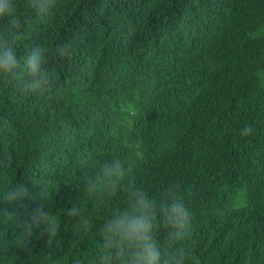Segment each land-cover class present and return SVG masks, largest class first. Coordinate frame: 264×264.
Masks as SVG:
<instances>
[{
	"label": "trees",
	"instance_id": "trees-1",
	"mask_svg": "<svg viewBox=\"0 0 264 264\" xmlns=\"http://www.w3.org/2000/svg\"><path fill=\"white\" fill-rule=\"evenodd\" d=\"M31 2L18 0L17 56L35 44L47 48L53 82L29 94L0 79V181L39 131L69 161L92 152L81 161L84 170L93 157L156 137L177 158L192 148L195 156L219 157L227 181L243 173L264 124V0H55L43 19L33 16ZM6 25L0 18V29ZM63 42L70 50L57 58L52 53ZM245 126L252 132L241 135ZM260 146L264 157V139ZM169 172L183 184L195 173L186 163ZM42 186L73 205L85 202L67 183ZM227 209L210 218L191 211L192 236L201 225L212 228L208 219L236 227L235 206ZM238 247L230 264H264V251Z\"/></svg>",
	"mask_w": 264,
	"mask_h": 264
},
{
	"label": "clouds",
	"instance_id": "clouds-1",
	"mask_svg": "<svg viewBox=\"0 0 264 264\" xmlns=\"http://www.w3.org/2000/svg\"><path fill=\"white\" fill-rule=\"evenodd\" d=\"M29 8L43 19L56 3L32 0ZM19 9L18 0H0V18L7 21L0 29V79L43 94L53 82L49 50L35 44L18 58ZM70 47L57 43L52 54L63 58ZM251 132L245 126L241 135ZM48 135L39 131L20 163L2 173L0 264H230L239 244L264 251V124L245 155L243 173L232 181L225 180L219 157L201 158L192 148L177 158L172 148L163 153L156 137L93 157L84 170L81 161L92 152L69 161ZM183 163L195 172L186 184L169 172ZM46 181L69 184L85 194V202L73 205L43 187ZM228 202L235 206L238 220L230 225L236 227L220 229L217 218L208 219L212 228L201 225L192 236L191 211L210 218L213 210L228 211Z\"/></svg>",
	"mask_w": 264,
	"mask_h": 264
}]
</instances>
